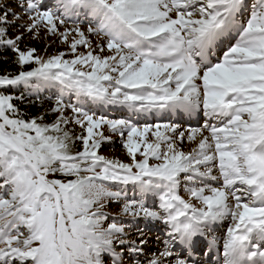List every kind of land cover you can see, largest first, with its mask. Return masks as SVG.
<instances>
[{
  "label": "snow or ice",
  "instance_id": "6c2138e0",
  "mask_svg": "<svg viewBox=\"0 0 264 264\" xmlns=\"http://www.w3.org/2000/svg\"><path fill=\"white\" fill-rule=\"evenodd\" d=\"M0 51V264H264V0H2Z\"/></svg>",
  "mask_w": 264,
  "mask_h": 264
},
{
  "label": "rangeland",
  "instance_id": "374dc122",
  "mask_svg": "<svg viewBox=\"0 0 264 264\" xmlns=\"http://www.w3.org/2000/svg\"><path fill=\"white\" fill-rule=\"evenodd\" d=\"M0 2H2V0H0ZM55 39V38H52ZM50 42V41H49ZM95 42V39H94ZM25 44H29L30 46H34L36 47L38 50L43 51V49L46 46V43L43 41H37V40H32V39H26L24 41ZM23 47V44H22ZM65 50V46L60 45L59 42L57 41L56 43L52 44V46L50 48H48V53L52 54L55 53L57 51H63ZM2 52V51H0ZM4 57H7L8 59H4ZM13 54L11 52H2L0 53V72H3L4 70H8V71H16V66L14 64H12L11 60H12ZM32 99H35V97H33ZM17 103H19L17 101ZM51 105V101L46 100L44 101V107L42 108L40 106L39 101L36 102V104L34 105H28L27 103L21 104L20 107L28 112L31 115H37L40 112H42L44 110V108L49 107ZM49 119H51V117H49ZM151 123L156 122L154 119H150L148 120ZM147 121H141V123H144ZM184 128V127H183ZM77 131H79V129H77ZM115 143L114 144H110V143H105L102 146L101 149V154L106 155L110 158L112 157H117L125 162H128V157L125 153V151L123 150V148L121 147L118 138L113 137ZM193 145L189 144L187 141H185L184 144V150L187 151L189 150ZM110 212H117L119 210V206L116 204H112L109 206V208L107 209ZM141 226L143 227V223H141ZM148 228L151 229L149 231V243H148V249L151 250H155L157 245H156V240L155 237L157 235L160 234L159 230H158V226L156 225H148ZM219 234V233H218ZM146 249V251L148 250Z\"/></svg>",
  "mask_w": 264,
  "mask_h": 264
},
{
  "label": "bare ground",
  "instance_id": "6f19581e",
  "mask_svg": "<svg viewBox=\"0 0 264 264\" xmlns=\"http://www.w3.org/2000/svg\"><path fill=\"white\" fill-rule=\"evenodd\" d=\"M190 122L193 123V122H196L197 121V118L196 117H191L189 118Z\"/></svg>",
  "mask_w": 264,
  "mask_h": 264
},
{
  "label": "trees",
  "instance_id": "16d2710c",
  "mask_svg": "<svg viewBox=\"0 0 264 264\" xmlns=\"http://www.w3.org/2000/svg\"><path fill=\"white\" fill-rule=\"evenodd\" d=\"M0 53H2V52H0ZM57 178H59V177H57Z\"/></svg>",
  "mask_w": 264,
  "mask_h": 264
}]
</instances>
